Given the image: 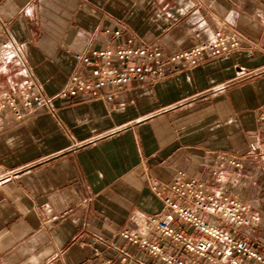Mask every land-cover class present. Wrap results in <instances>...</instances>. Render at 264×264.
I'll return each instance as SVG.
<instances>
[{"label":"crops","instance_id":"0c3cea01","mask_svg":"<svg viewBox=\"0 0 264 264\" xmlns=\"http://www.w3.org/2000/svg\"><path fill=\"white\" fill-rule=\"evenodd\" d=\"M0 20L24 64L0 63V92L30 77L54 111L0 109V264H163L120 234L160 212L150 186L178 172L257 214L240 233L264 251V0H0ZM106 29L120 32L113 47L166 55L217 31L239 44L111 101L59 98L88 75L75 55L110 44Z\"/></svg>","mask_w":264,"mask_h":264},{"label":"built area","instance_id":"2783aa9c","mask_svg":"<svg viewBox=\"0 0 264 264\" xmlns=\"http://www.w3.org/2000/svg\"><path fill=\"white\" fill-rule=\"evenodd\" d=\"M102 35L110 38V44L75 55L88 75L86 78L72 75L58 93L59 98L111 101L117 90L132 83L154 84L177 74L181 70L178 62L191 67L205 56L215 57L230 52L239 44L236 33L217 31L209 41L166 55L159 47L151 45L111 46L119 38V31L106 29ZM13 60L24 66L7 26L0 20V63ZM108 89L112 92L105 93L104 90ZM36 108L54 112L51 99L42 94L41 88L30 77L28 82L0 92V109H9L16 120H21L25 112ZM228 162L233 168L240 167L237 160ZM150 187L159 197L162 208L159 213L146 218L140 232L120 234L129 245L163 264H193L186 256L206 264H264V251L240 233L241 227L256 224L259 220L257 214L248 215L245 204L236 198H218L206 192L199 180H184L183 172H178L164 191ZM153 233L168 240L171 246L150 240ZM128 260L130 257L126 255L121 259L122 262Z\"/></svg>","mask_w":264,"mask_h":264}]
</instances>
